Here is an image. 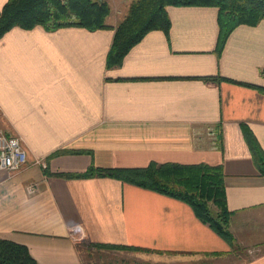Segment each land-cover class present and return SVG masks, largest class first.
Here are the masks:
<instances>
[{"label":"crops","instance_id":"1","mask_svg":"<svg viewBox=\"0 0 264 264\" xmlns=\"http://www.w3.org/2000/svg\"><path fill=\"white\" fill-rule=\"evenodd\" d=\"M167 14L168 35L147 33L112 69V29L15 27L0 39V127L29 158L0 176V238L27 247L38 264H89L104 246L139 248L157 261L229 252L180 200L73 176L92 166H221L234 233L246 244L264 237V177L245 139L249 130L264 153L256 88L264 86V20L236 27L218 55L217 8L169 6Z\"/></svg>","mask_w":264,"mask_h":264},{"label":"trees","instance_id":"2","mask_svg":"<svg viewBox=\"0 0 264 264\" xmlns=\"http://www.w3.org/2000/svg\"><path fill=\"white\" fill-rule=\"evenodd\" d=\"M169 6H203L218 9L219 55L228 35L238 26H255L264 20V0H133L123 20L112 27L107 24L110 8L92 0H8L0 11V39L12 28L25 30L37 26L47 31L77 27L89 31L114 30L106 68L121 66L127 53L143 37L155 30L168 35ZM264 77V67L261 70ZM264 91L263 87H256ZM245 139L256 167L264 177V153L249 130ZM61 177L72 175L60 173ZM75 177H108L177 199L187 204L195 216L232 245L226 230L232 213L227 209L224 175L221 166L206 164H150L144 168L103 169L91 167ZM218 226L221 228L219 229ZM101 247V246H100ZM109 249L141 250L126 246ZM0 264H38L27 247L0 238Z\"/></svg>","mask_w":264,"mask_h":264},{"label":"rangeland","instance_id":"3","mask_svg":"<svg viewBox=\"0 0 264 264\" xmlns=\"http://www.w3.org/2000/svg\"><path fill=\"white\" fill-rule=\"evenodd\" d=\"M94 2L106 3L110 8L111 16H121L133 0H92ZM108 17V18H109ZM114 20V19H113ZM232 218V216H231ZM231 218L226 227L232 237V245L228 244L230 250L226 253L195 259L192 256L173 257L168 261L151 260L148 253L141 250L110 249L99 250L93 254L89 264H264V237L249 239V244L243 243V236L235 234L231 227ZM263 241L260 244H250L251 241Z\"/></svg>","mask_w":264,"mask_h":264},{"label":"built area","instance_id":"4","mask_svg":"<svg viewBox=\"0 0 264 264\" xmlns=\"http://www.w3.org/2000/svg\"><path fill=\"white\" fill-rule=\"evenodd\" d=\"M28 163V154L19 137L7 136L0 127V176L3 172L17 173L24 169ZM33 165L46 168L45 163L41 160H35ZM27 191L32 194L35 191V186L29 185Z\"/></svg>","mask_w":264,"mask_h":264},{"label":"water","instance_id":"5","mask_svg":"<svg viewBox=\"0 0 264 264\" xmlns=\"http://www.w3.org/2000/svg\"><path fill=\"white\" fill-rule=\"evenodd\" d=\"M218 228L220 229L221 227H220V226H218Z\"/></svg>","mask_w":264,"mask_h":264}]
</instances>
